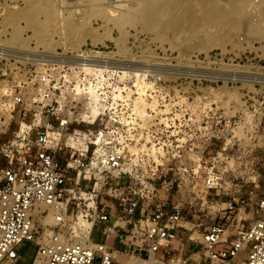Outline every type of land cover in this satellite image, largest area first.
<instances>
[{"label": "built area", "instance_id": "obj_1", "mask_svg": "<svg viewBox=\"0 0 264 264\" xmlns=\"http://www.w3.org/2000/svg\"><path fill=\"white\" fill-rule=\"evenodd\" d=\"M109 53L15 48L5 61L0 264H19L24 242L35 247L31 264H124L105 253L107 244L144 264H264V194L242 202L229 225L200 233L190 219L213 192L233 196L228 182L242 167L252 184L264 171V62L201 78L192 94L171 92L169 77H142L158 108L169 106L148 110L144 122L133 109L137 96L127 97L134 78ZM224 205L212 207L219 220L236 212L235 200ZM182 239L185 255L173 249Z\"/></svg>", "mask_w": 264, "mask_h": 264}, {"label": "rangeland", "instance_id": "obj_2", "mask_svg": "<svg viewBox=\"0 0 264 264\" xmlns=\"http://www.w3.org/2000/svg\"><path fill=\"white\" fill-rule=\"evenodd\" d=\"M45 1L0 0V76L9 75L10 67L5 61L14 60L12 56H15L13 54L15 48L29 53L43 52L51 55L69 50L103 49L112 54V59L124 61L129 78L169 77L170 82L166 83H170L167 86L173 90L171 92L192 94L198 92L197 82L201 78L211 79L231 73L237 63L264 62V40L259 41L247 35L234 24L232 27V24L221 25L219 20H205L201 0H160L161 4L157 3V8L161 5L160 9L158 8L159 17L161 16V21L164 22L159 20V23L165 26L172 22L175 29L166 30L164 33L159 31L157 34L141 28L139 22L130 24L132 26L125 25L121 34L113 19L109 18V21H106L102 17H95L88 6L77 7L75 0H68L67 4L61 6L59 12L62 14L60 13L61 16L57 14L61 18L57 21L70 17L78 22L84 18L89 23H87L89 30L75 35H69L64 31L47 33L42 25L45 20L43 13ZM245 1L247 3L243 5L245 6L242 10L243 22L255 26L264 34V0ZM220 4L226 6L227 2L223 0ZM76 9L80 12L78 13ZM25 11L30 12V16L21 18L17 16ZM8 18H12V21ZM123 33L124 38L121 39L123 45L120 46L118 40ZM199 47H205L206 50L199 51ZM132 100L137 115L150 116L147 115L148 109L143 108L137 97ZM10 135L11 132H8L2 137L1 143L10 139ZM243 171L242 167L237 172V180L228 182L233 196H216L213 192L208 195L207 208L203 212H198V209L191 213L190 219L194 218L198 224H202L200 233L213 225L225 223L229 225L235 215L242 214V202L246 204L249 198L255 200L264 194V171H260L261 176L256 179L255 184L248 181L247 173ZM234 200L237 202L236 212L222 213L220 217L223 220H219V215L212 207L217 203L220 208H224L226 207L224 203ZM93 239L95 242L99 241L97 235H94ZM173 249L184 255L191 251L185 239L182 242H174ZM34 251L35 247L31 243H22L17 250L21 258L19 264H31ZM117 256L120 262H129L125 255Z\"/></svg>", "mask_w": 264, "mask_h": 264}, {"label": "bare ground", "instance_id": "obj_3", "mask_svg": "<svg viewBox=\"0 0 264 264\" xmlns=\"http://www.w3.org/2000/svg\"><path fill=\"white\" fill-rule=\"evenodd\" d=\"M201 1H202L201 3H203V11H204L203 16L205 20H219L221 25L223 23L232 24V27L234 24L237 29L243 30L247 35L253 38H257L258 40L259 39L264 40V34L261 33L260 29L259 32L255 26L243 22L242 10L245 7V6L243 7V5H245L244 3L246 2L245 0H226L227 2L226 6L220 4V2L223 0H201ZM45 2L46 3L43 5V13L45 14V20L43 21L42 25L47 31V33H52L55 31L57 32L64 31L67 32L69 35L72 34L75 35L89 30L88 28L89 23L84 18L79 19L80 20L79 22L73 21L74 19L70 17L63 19V21L59 20L60 22L57 21L58 18H61L60 16L62 13L59 12L60 8H62L61 6L65 3L67 4L68 0H46ZM74 2L76 3L77 7L88 6L91 14L95 17L96 16L102 17L103 19H106V21L107 20L109 21V18H111V20L113 19L114 25L117 28H119L121 34L122 31L124 30L123 28L125 25L129 26L130 24H134L136 22H139L141 24V28L147 31H153L155 34L159 33V31L160 32L162 31V33H164L166 30L175 29V25L172 22L171 23L168 22L169 24L165 23L166 24L165 26L159 23V20L161 21L160 18L161 16L159 17L160 15L159 9L161 5L158 7L159 8L158 9L157 3H160V0H75ZM78 11L80 12V10H77V12ZM25 12H22L17 16H19V18L30 16V12H26V13ZM57 14H59L60 16H57ZM163 15L165 16V14ZM12 18L11 19L8 18V20L10 19L12 21ZM62 22L63 24H61ZM122 38H124V33L122 37L118 40L120 46L123 45L121 44L123 40ZM198 49L199 51L204 50L205 47H201V48L199 47ZM153 91L154 88L150 83L144 82L141 76H136L134 79V89L128 88L127 97L130 98L132 95L137 96V99L140 100V103L142 104L143 108H146L152 112L155 113L168 112L169 111L168 105L163 106L164 109L162 110L158 108V101L153 96H151V93ZM148 93H150V95H148ZM89 97H90L91 112L94 115H97L101 110L100 109L101 97H99L98 93L94 91L89 92ZM189 108L194 114H198V112L200 111V107L197 104L190 105ZM139 116L142 118L144 122L152 118V116L142 117L140 114ZM46 221L48 222L49 219H47ZM111 240L112 238L108 239L109 242H111ZM105 253L115 256L116 259L118 260L117 258L118 256L117 254L113 253L110 244H107V246H105ZM122 263L144 264L143 262L134 261L132 259H129V262H122Z\"/></svg>", "mask_w": 264, "mask_h": 264}]
</instances>
